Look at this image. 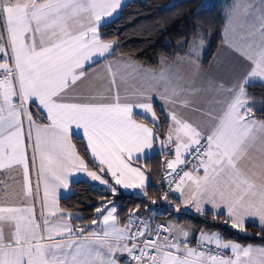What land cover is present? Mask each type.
Instances as JSON below:
<instances>
[{
  "label": "snow or ice",
  "instance_id": "snow-or-ice-1",
  "mask_svg": "<svg viewBox=\"0 0 264 264\" xmlns=\"http://www.w3.org/2000/svg\"><path fill=\"white\" fill-rule=\"evenodd\" d=\"M123 6V0H0V264H264V245L225 242L201 230L192 247L193 232L172 223L153 228L138 208L121 222L114 199L120 189L149 197L151 169L134 165H144L159 143L166 157L161 200L175 201L176 212L182 205L221 217L241 233L251 224L264 238V120L247 91L264 89V0H234L229 12L238 36L229 45L237 57L231 83L197 84L198 57L189 53L186 75L116 61L141 83L113 94V74L105 93L101 81L93 82L100 74L89 72L115 56L100 29ZM156 98L167 106L166 130ZM74 137L86 140L87 162ZM75 173L113 197L94 208L86 226L59 207L60 190L69 189Z\"/></svg>",
  "mask_w": 264,
  "mask_h": 264
},
{
  "label": "trees",
  "instance_id": "trees-1",
  "mask_svg": "<svg viewBox=\"0 0 264 264\" xmlns=\"http://www.w3.org/2000/svg\"><path fill=\"white\" fill-rule=\"evenodd\" d=\"M200 0H130L119 11L116 18L104 23L100 35L105 42H113L115 57H127L135 60L141 66L156 68L161 58L175 60L179 57L193 55V49L199 44H205V51L200 59L204 69H208L212 59L223 43V32L227 25V18L223 4L218 2L211 7L198 8ZM199 10V11H198ZM195 13V14H194ZM249 95L253 98L250 102L255 105V116L264 120V89L249 87ZM159 115L160 127L167 129L164 112L156 108ZM77 152L90 159L85 151L83 141L73 138ZM167 151V150H165ZM166 157L158 153L145 162L150 167L149 197H138L124 193L114 199L119 204L118 215L123 222L129 214L139 209L137 215L149 216L155 208L160 214L158 219L167 222L176 219L183 226L191 229L195 237L201 230L207 233L218 232L225 241H238L243 244H264V238L257 236L258 227L247 225V234L232 229L225 224L223 218H213L212 215H188L174 211V207L167 206V202L160 199L162 192L166 191L162 167ZM71 194L59 201L61 209L78 214L86 226L91 218L96 216L94 208L113 199L110 195L105 197L100 189L86 181H77L71 184ZM152 199L156 203L151 202ZM176 205L174 201L172 203ZM147 209V210H146ZM77 223V221H73ZM93 227V225H92Z\"/></svg>",
  "mask_w": 264,
  "mask_h": 264
},
{
  "label": "crops",
  "instance_id": "crops-1",
  "mask_svg": "<svg viewBox=\"0 0 264 264\" xmlns=\"http://www.w3.org/2000/svg\"><path fill=\"white\" fill-rule=\"evenodd\" d=\"M129 1L130 0H123L124 5L127 2H129ZM119 11L120 10H118V13H119ZM117 15L118 14H114V16L111 17V18H105V23L113 20L114 18L117 17ZM224 44H225V38L223 39V43L221 44V48H223L222 46ZM221 48L218 49V51H217L216 55L214 56V58L212 59V62H211V64H210L208 69H204L202 67L201 62H200V59L202 57L195 56L194 54L192 55V58L198 57V59L195 60V63L198 65L199 71H200V74H201V78H200V80L197 81V84L202 83L204 80H212V79L223 81L226 84L232 82L231 78L228 79V77H226L223 74L228 69H227V66H225L222 63L223 61L221 59L222 58L224 59V57H221L222 56V51H221L222 49ZM116 61H130L132 64L135 65V67L138 70L142 69V70H144L146 72H160L162 69H166V70H171L173 73H176V74H179V75H186V74H190L191 71H192L191 64H190V57H179V58H176L175 60H169V59H166V58H161L160 61H165L166 64L162 65L159 62V65L156 68H149V67L141 66L135 60L127 58V57H115V58H112L111 60H107V61H104L101 64L96 65L89 72V75H91V73H93V72L100 74L98 77H93V82L101 81L102 82V91H104L105 93L108 91L109 83H110V80H111L113 74H115V78H116V82H117L116 85L112 86L113 94L116 93L118 88H119L120 93L124 94V92L126 90L127 91H131L133 88H135L136 86H138L141 83V81L137 78L138 77V73H133L130 69H126L125 65H123V64L117 65ZM236 61L237 60H233L231 62L230 66L232 68L235 66ZM106 64H112L113 65L112 71L109 72V71H107V69H105V65ZM122 75H123V78H122ZM202 106H206V105H203V102H202ZM153 107H154L155 111H156V108H159L160 110L163 108L165 112L167 110V106L164 105V102L162 100L158 99V98H156L154 100ZM140 111H141L140 109H134V114L136 112H140ZM186 111H187V115H188V117L190 119L195 120L197 118V113L195 111H192V110H186ZM159 123H160V120H159ZM77 138H79V137H77ZM79 139H81V138H79ZM81 140L83 141V143H84V145L86 147V140H83V139H81ZM72 143H73V140H72ZM159 149H160L159 143L155 144L154 145V150L150 153V157L155 156L158 153ZM88 155L90 157V153L89 152H88ZM77 181H86V182H88L89 184H91L92 186H94V187H96L98 189H101L103 187V186L99 185L98 182L91 181L90 178L86 177V175L84 173H75V174H73V175H71L69 177V189L67 191H65L63 189L60 190V193H61L60 199L63 198V197H67V196H69L71 194L70 186H71L72 183L77 182ZM13 187L14 188H18L19 185H13ZM121 190L124 193L130 194V195H133V196L142 197L139 194V190H135V194H134V190H128V191H125L123 189H121ZM2 195L3 194H0V196H2ZM170 195L175 196L177 194L171 193ZM60 199H59V201H60ZM166 204H167V206H170V207H174V208L176 207V205H173V204H171V205H169L168 203H166ZM208 207H210V206H208ZM37 208H39L38 204H37ZM178 213L188 214V215H193V216L199 215V214L195 213V211L193 209H191V206H189V210L188 211H185V209H184V207L182 205H181V210ZM72 214L74 216H76L74 213H72ZM169 221H171V220H169ZM169 221H167L166 223L169 224ZM172 221L176 222V224H178L180 227H182L184 229H188L191 232H193L191 229L183 226L176 219H172ZM95 227H96V225H93V228H95ZM196 237H195V242L193 241V236L190 237V239L192 241V243H191L192 247L196 246ZM231 241L240 243L238 241H233V240H231ZM225 242H228V241H225ZM240 244L243 245V246H248L249 245V244H243V243H240ZM251 245L261 246V245H264V244L251 243ZM228 255H231V253L229 252Z\"/></svg>",
  "mask_w": 264,
  "mask_h": 264
},
{
  "label": "rangeland",
  "instance_id": "rangeland-1",
  "mask_svg": "<svg viewBox=\"0 0 264 264\" xmlns=\"http://www.w3.org/2000/svg\"><path fill=\"white\" fill-rule=\"evenodd\" d=\"M179 0H172V2H177ZM222 3L223 4V9H224V12H225V16L227 18V25L225 27V30L223 32V39L225 38V44L222 46L223 48H221V46L219 48H221L222 50V56L221 57H224V59L222 58L221 60L223 61L222 63L227 66V71H225V73H223L226 77L233 78L232 76V72H231V69L232 67L230 66L231 65V62L233 60H237V57H236V53L233 51V49L229 46L231 43H236L238 42V36H237V32L235 31H231L230 30V24H229V12L231 11L232 9V6H233V3H234V0H200V3L198 5V8H207V7H211L213 6L215 3ZM253 2L255 4H259V0H253ZM203 5V7H201ZM205 45L203 43H199L195 48H194V51H193V54L195 56H198V57H202L204 51H205ZM229 66V67H228ZM75 215H78L76 213H74ZM172 223V224H176V222L174 221H169V224ZM213 233H218V232H213ZM208 234H212V233H208ZM219 234V233H218ZM220 235V234H219Z\"/></svg>",
  "mask_w": 264,
  "mask_h": 264
},
{
  "label": "built area",
  "instance_id": "built-area-1",
  "mask_svg": "<svg viewBox=\"0 0 264 264\" xmlns=\"http://www.w3.org/2000/svg\"><path fill=\"white\" fill-rule=\"evenodd\" d=\"M166 189H167V188H166ZM153 210H154V212H155V215H153V211H152L151 215H149V216H142V215H139V216H141L144 220H151V221H152V227H153V228H155L157 225H161V224H163V225H167L166 222H164V221H160V220L158 219V216H159V214H160L159 209H158V208H155V209H153Z\"/></svg>",
  "mask_w": 264,
  "mask_h": 264
}]
</instances>
